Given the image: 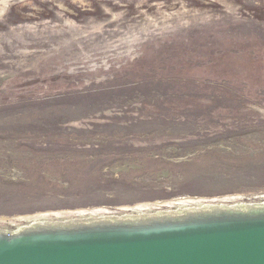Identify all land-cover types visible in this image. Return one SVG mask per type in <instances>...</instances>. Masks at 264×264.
Returning a JSON list of instances; mask_svg holds the SVG:
<instances>
[{
    "label": "rangeland",
    "instance_id": "obj_1",
    "mask_svg": "<svg viewBox=\"0 0 264 264\" xmlns=\"http://www.w3.org/2000/svg\"><path fill=\"white\" fill-rule=\"evenodd\" d=\"M263 194L264 0L0 11V229Z\"/></svg>",
    "mask_w": 264,
    "mask_h": 264
},
{
    "label": "water",
    "instance_id": "obj_2",
    "mask_svg": "<svg viewBox=\"0 0 264 264\" xmlns=\"http://www.w3.org/2000/svg\"><path fill=\"white\" fill-rule=\"evenodd\" d=\"M0 264H264V194L42 214L0 229Z\"/></svg>",
    "mask_w": 264,
    "mask_h": 264
},
{
    "label": "bare ground",
    "instance_id": "obj_3",
    "mask_svg": "<svg viewBox=\"0 0 264 264\" xmlns=\"http://www.w3.org/2000/svg\"><path fill=\"white\" fill-rule=\"evenodd\" d=\"M189 200H193V199H189ZM30 217V216H29ZM28 219V218H27Z\"/></svg>",
    "mask_w": 264,
    "mask_h": 264
}]
</instances>
